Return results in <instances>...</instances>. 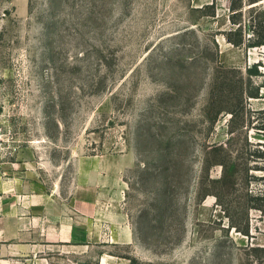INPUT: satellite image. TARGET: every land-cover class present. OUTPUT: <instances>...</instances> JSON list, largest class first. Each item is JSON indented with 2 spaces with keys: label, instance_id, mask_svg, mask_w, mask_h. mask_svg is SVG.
<instances>
[{
  "label": "rangeland",
  "instance_id": "obj_1",
  "mask_svg": "<svg viewBox=\"0 0 264 264\" xmlns=\"http://www.w3.org/2000/svg\"><path fill=\"white\" fill-rule=\"evenodd\" d=\"M251 1L246 39L264 33ZM231 14L229 0H0V264H249L264 216L252 238L228 229L220 180L232 155L264 167V45L229 42ZM181 137L159 172L158 146Z\"/></svg>",
  "mask_w": 264,
  "mask_h": 264
},
{
  "label": "trees",
  "instance_id": "obj_2",
  "mask_svg": "<svg viewBox=\"0 0 264 264\" xmlns=\"http://www.w3.org/2000/svg\"><path fill=\"white\" fill-rule=\"evenodd\" d=\"M230 1V10H231V22L235 25H238L235 29L230 31H225V36L229 42L234 45L240 46L247 44L248 46H260L264 45V33L260 32L258 29H253V36L248 39L244 36V25L237 16L241 14L243 10V0H229ZM258 0H252L251 3H256ZM215 7V2L212 4ZM213 15H216V10L212 12ZM263 26V23H260ZM238 34V38H234L233 34ZM187 34V31H184L181 34V37H184ZM215 46L218 47L216 40L214 39ZM258 63H255L252 67H249L248 74L249 77L253 75L260 74ZM247 94L250 97H258L259 89L252 91H247ZM171 100L177 102L178 95H172ZM223 110V109H222ZM187 139L181 137L172 145L174 149L173 154H167L166 149L162 148L161 145L158 146L159 161L157 168L159 172H164L169 170L171 167L167 166L168 163L172 164L174 167V158L175 155L181 152L187 151ZM168 150V149H167ZM253 158H264V150L262 148H255L251 153ZM250 159L246 165L245 169H241V164L236 157L230 156V159L227 161V171H225L224 176L220 181H223L227 177V218L229 220L228 229H235L236 231L246 235L249 238H252L254 235L251 230V212L253 210L259 211L264 216V187L260 189H254V181L264 180V175L255 174L252 169L264 170V167H260L258 163H252ZM144 167L141 169L144 173L148 170L150 171L151 165L148 160H144ZM178 164L185 162V158H180ZM256 162V161H255ZM156 168V169H157ZM162 210H166V206ZM247 262L249 264H264V245L249 243L244 246ZM244 264V263H241Z\"/></svg>",
  "mask_w": 264,
  "mask_h": 264
},
{
  "label": "crops",
  "instance_id": "obj_3",
  "mask_svg": "<svg viewBox=\"0 0 264 264\" xmlns=\"http://www.w3.org/2000/svg\"><path fill=\"white\" fill-rule=\"evenodd\" d=\"M4 197L2 195H0V203H2L4 201ZM2 230V228L0 227V231ZM72 236V234H70V237Z\"/></svg>",
  "mask_w": 264,
  "mask_h": 264
}]
</instances>
